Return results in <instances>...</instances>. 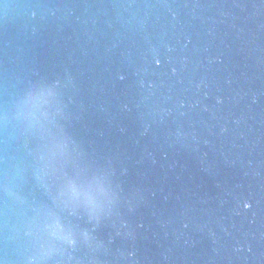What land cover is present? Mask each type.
<instances>
[{
  "label": "water",
  "instance_id": "water-1",
  "mask_svg": "<svg viewBox=\"0 0 264 264\" xmlns=\"http://www.w3.org/2000/svg\"><path fill=\"white\" fill-rule=\"evenodd\" d=\"M237 1L0 0V264H27L36 251L37 210L50 204L38 139L16 101L55 85L57 123L119 198Z\"/></svg>",
  "mask_w": 264,
  "mask_h": 264
},
{
  "label": "clouds",
  "instance_id": "clouds-1",
  "mask_svg": "<svg viewBox=\"0 0 264 264\" xmlns=\"http://www.w3.org/2000/svg\"><path fill=\"white\" fill-rule=\"evenodd\" d=\"M15 108L38 139L36 155L50 199L34 218L36 251L27 264H106L98 253L106 254L107 245L96 232L115 224L118 197L110 177L87 164L57 123L55 85L30 89ZM81 248L86 255L76 256Z\"/></svg>",
  "mask_w": 264,
  "mask_h": 264
}]
</instances>
